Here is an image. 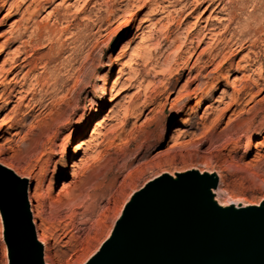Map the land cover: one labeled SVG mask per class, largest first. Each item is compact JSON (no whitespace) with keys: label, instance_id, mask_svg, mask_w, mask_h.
<instances>
[{"label":"rangeland","instance_id":"1","mask_svg":"<svg viewBox=\"0 0 264 264\" xmlns=\"http://www.w3.org/2000/svg\"><path fill=\"white\" fill-rule=\"evenodd\" d=\"M19 1L22 11L34 0ZM201 1L38 0L22 20L0 1V165L27 181L37 240L47 238L44 264H84L131 194L162 174H215L220 205L264 201V91L248 90L264 59L253 73L248 48L230 43L209 64L229 38L228 11L213 12L215 3L203 13ZM229 1L232 30L264 5ZM206 21L216 36L193 50Z\"/></svg>","mask_w":264,"mask_h":264},{"label":"water","instance_id":"2","mask_svg":"<svg viewBox=\"0 0 264 264\" xmlns=\"http://www.w3.org/2000/svg\"><path fill=\"white\" fill-rule=\"evenodd\" d=\"M217 176L162 174L134 192L111 235L84 264H264V201L220 205ZM27 181L0 165L7 264H44Z\"/></svg>","mask_w":264,"mask_h":264},{"label":"bare ground","instance_id":"3","mask_svg":"<svg viewBox=\"0 0 264 264\" xmlns=\"http://www.w3.org/2000/svg\"><path fill=\"white\" fill-rule=\"evenodd\" d=\"M1 1V3H2V7H5L6 5H8V8L7 9H9V10H11L12 9V7H16V8H14V9H16V15H20V18H21V20H22V18L24 19V15H28V16H32L34 13H35V11L34 12H32V11H30V8H31V6H33L34 5V8L36 7H41L42 8V6L40 5V3H38L37 1L38 0H34L32 3H30L29 5H27V7L25 8V9H23L22 11H21V9H18L19 7H21V4H20V6L18 5V3L16 2V0H13L11 3H9V0H0ZM21 1V3L24 5L26 2H27V0H20ZM19 1V2H20ZM43 2H45V3H49L51 0H42ZM233 0H231V1H229V3H231ZM205 2H207L208 4L206 5V7H205V9L202 11L203 13L205 12V11H207L213 4H215V3H217L216 4V6L212 9V11L214 12L215 10L217 11V9L221 6V8H220V10L218 11L219 13H221V12H225L226 10L228 11V12H226L225 14L227 15V19L228 20H226L227 22H228V25H225L224 27H222V34H224V33H229V38L228 39H222V40H225L224 41V44L220 47V48H218V49H216V51H215V54L214 55H212L211 56V59H210V62H209V64L211 63V62H213L220 54H221V52H222V50L225 48V47H227V46H229V44L230 43H232V46H236L235 48H238V49H245V48H248V50H247V53L244 55V59H246V61H244L246 64L248 63V65L249 66H251L252 67V72L254 73V72H259V68H260V66H261V59H264V44H263V48L262 49H260V50H258V51H253L255 48H256V43L258 42V40L259 39H261L262 38V36L264 37V5H260V7H257V9H258V11H259V14L258 15H250V16H248V19H249V21H247V23H245V24H239L238 23V25L236 26V29H234L235 28V26H234V28H233V30L232 29H230V24H232V22H233V15H232V13L228 10V6H226V5H223V0H215V1H213V0H202L201 1V3H205ZM228 3V2H227ZM42 4V3H41ZM182 5H184V4H182ZM38 12V11H37ZM201 12V13H202ZM211 12V11H210ZM212 13V12H211ZM210 13V14H211ZM224 14V15H225ZM35 15V14H34ZM133 15V14H132ZM132 15L130 14V13H128L127 14V16H126V21L128 22L130 19H131V17H132ZM64 18V17H63ZM207 18V17H206ZM224 19V18H223ZM222 19V20H223ZM226 19V18H225ZM100 21V20H99ZM27 22V21H26ZM125 22V21H124ZM208 21H206L205 22V24L206 25H204V27H202L203 28V30H202V37L201 38H199V37H197V38H199V39H197V44H196V46L195 47H193L192 49L193 50H195L196 48H198L201 44H203V38H206V37H208V36H213L214 34H213V32L216 30V28L214 27V25H210V24H208L207 23ZM235 23V22H234ZM220 26V25H219ZM221 26H223L222 24H221ZM27 28V27H26ZM26 28H25V26L23 27V32H19L16 36H15V38H13V40H12V42L14 43V42H16V40H18V39H20V38H22L23 37V34L26 32ZM218 32V31H217ZM198 36V35H197ZM214 36H216V35H214ZM31 37V36H30ZM251 37H256L255 39L253 38L252 40H250V38ZM203 39V40H202ZM24 42V41H23ZM263 42H264V39H263ZM191 44V43H190ZM245 45H246V47H245ZM24 49V48H23ZM179 49H181V48H179ZM186 49V48H185ZM189 49V48H188ZM234 49V48H233ZM28 50V49H27ZM183 50V49H182ZM187 50V49H186ZM239 50V51H240ZM145 51V50H144ZM143 51V52H144ZM236 51V50H235ZM237 52V51H236ZM237 53H239V52H237ZM148 54V53H147ZM250 54H251V56H250ZM201 55V54H200ZM130 56V55H129ZM249 59V60H248ZM131 60V58L130 57H127V59H126V61H125V65L126 64H128V62ZM133 60V59H132ZM18 62V60L16 59V61H15V63L14 64H16ZM19 63L18 64H16V65H14L13 67H12V69L11 70H13V69H15L16 67H19ZM255 66V67H254ZM127 67V66H126ZM206 67V66H205ZM10 70V71H11ZM257 70V71H256ZM257 72V73H258ZM127 75L128 74H130V72H128V73H126ZM258 75V77L257 78H252V80H251V82H250V85H249V87H248V90H250V91H253L254 89H256L257 90V92H261V91H264V76H261L260 74H257ZM133 76V75H132ZM197 78V77H196ZM130 79H128V81H129ZM196 80V79H195ZM132 81V80H131ZM118 83V78L117 79H115L113 82H112V85H116ZM24 86V85H23ZM6 89H3V94H5V91ZM20 90H22V87H20ZM2 92V91H1ZM13 91H11L10 92V94L12 93ZM21 92H25V94H27V91H21ZM20 91L18 92V94H20L21 93ZM118 94V93H117ZM13 96V95H12ZM15 96V95H14ZM146 101V100H145ZM145 103V102H144ZM143 104V103H142ZM236 105V103H230V104H226L225 105V110L224 111H228V110H230L233 106H235ZM198 106H201V104L200 103H196L195 104V108H197ZM137 110H139V109H137ZM141 110H139V112H140ZM256 117V116H255ZM255 117H253L251 120H254L255 119ZM147 118V117H146ZM263 125L262 126H264V122L262 123ZM5 126V123L3 122V121H0V130L3 128ZM261 126V127H262ZM85 127H87V126H85ZM83 129H84V127H83ZM261 133H263V132H261ZM260 135V134H259ZM250 139H251V137H250ZM252 141H249V144H248V146H247V149H246V151H245V154H248V153H250L251 151H252V149H253V138L251 139ZM178 140H177V138L175 139V141H172L175 145H178V143H176ZM174 146V145H173ZM172 146V147H173ZM242 156H244V155H242ZM258 161V160H257ZM262 161H264V158L262 159ZM3 166V165H2ZM64 169V168H63ZM74 173V172H73ZM170 176H173V175H170ZM158 177V176H157ZM157 177H153L151 180H153V179H155V178H157ZM150 180V181H151ZM142 188V187H141ZM134 192H136V191H134ZM133 192V193H134ZM132 193V194H133ZM131 194V195H132ZM130 198V197H129ZM80 200V199H79ZM129 200V199H128ZM72 201V200H71ZM80 205V204H79ZM79 208V207H78ZM33 212H35V209H33ZM38 230H41V226L39 225V227H38ZM42 236V235H41ZM45 238H46V236H42L41 238H40V240H39V242L41 243V245H42V247L45 249ZM46 240H47V238H46ZM99 247V246H98ZM97 251V249L95 250V251H93V253H92V255L90 256V257H92L93 256V254H95V252ZM89 257V258H90Z\"/></svg>","mask_w":264,"mask_h":264},{"label":"snow or ice","instance_id":"4","mask_svg":"<svg viewBox=\"0 0 264 264\" xmlns=\"http://www.w3.org/2000/svg\"><path fill=\"white\" fill-rule=\"evenodd\" d=\"M69 149H71L72 147V143L70 142L69 145H68Z\"/></svg>","mask_w":264,"mask_h":264}]
</instances>
